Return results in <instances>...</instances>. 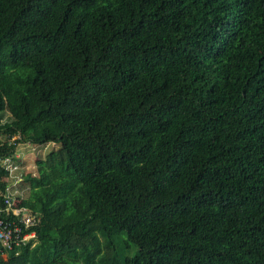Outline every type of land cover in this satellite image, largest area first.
I'll return each instance as SVG.
<instances>
[{"label": "trees", "instance_id": "obj_1", "mask_svg": "<svg viewBox=\"0 0 264 264\" xmlns=\"http://www.w3.org/2000/svg\"><path fill=\"white\" fill-rule=\"evenodd\" d=\"M50 142L0 264H264V0H0V191Z\"/></svg>", "mask_w": 264, "mask_h": 264}, {"label": "built area", "instance_id": "obj_2", "mask_svg": "<svg viewBox=\"0 0 264 264\" xmlns=\"http://www.w3.org/2000/svg\"><path fill=\"white\" fill-rule=\"evenodd\" d=\"M3 164L9 175L6 190L0 191V256L6 259L12 252L19 255L23 246L37 244L34 227L38 219L24 204L27 197V187H21L24 169L17 167L19 162L10 157H6Z\"/></svg>", "mask_w": 264, "mask_h": 264}, {"label": "rangeland", "instance_id": "obj_3", "mask_svg": "<svg viewBox=\"0 0 264 264\" xmlns=\"http://www.w3.org/2000/svg\"><path fill=\"white\" fill-rule=\"evenodd\" d=\"M58 144L47 143L46 145L21 144L18 146L15 161L19 162L17 167H22L27 172L37 174L36 159L38 157L45 158V156L52 150L57 149ZM29 190V187L26 188Z\"/></svg>", "mask_w": 264, "mask_h": 264}]
</instances>
